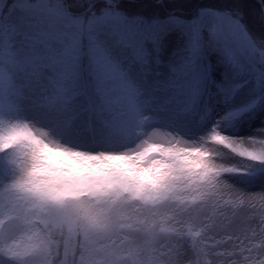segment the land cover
Here are the masks:
<instances>
[{"label":"snow or ice","instance_id":"6c2138e0","mask_svg":"<svg viewBox=\"0 0 264 264\" xmlns=\"http://www.w3.org/2000/svg\"><path fill=\"white\" fill-rule=\"evenodd\" d=\"M0 264H264V0H0Z\"/></svg>","mask_w":264,"mask_h":264},{"label":"rangeland","instance_id":"374dc122","mask_svg":"<svg viewBox=\"0 0 264 264\" xmlns=\"http://www.w3.org/2000/svg\"><path fill=\"white\" fill-rule=\"evenodd\" d=\"M260 125V119L259 118H257L254 122H252L251 124H244V125H242L241 126V128H240V133L239 134H241V135H245V134H249V135H251V134H253V132H254V129L256 128V127H258ZM254 190H256V191H258L259 190V188L257 187L256 189H254Z\"/></svg>","mask_w":264,"mask_h":264},{"label":"trees","instance_id":"16d2710c","mask_svg":"<svg viewBox=\"0 0 264 264\" xmlns=\"http://www.w3.org/2000/svg\"><path fill=\"white\" fill-rule=\"evenodd\" d=\"M191 2H195V0H191Z\"/></svg>","mask_w":264,"mask_h":264}]
</instances>
